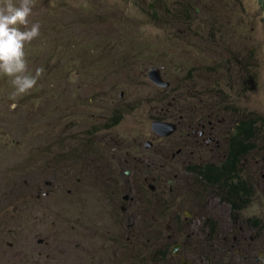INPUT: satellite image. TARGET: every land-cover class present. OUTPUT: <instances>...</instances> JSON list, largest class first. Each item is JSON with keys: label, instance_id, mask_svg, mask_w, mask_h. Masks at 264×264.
<instances>
[{"label": "rangeland", "instance_id": "obj_1", "mask_svg": "<svg viewBox=\"0 0 264 264\" xmlns=\"http://www.w3.org/2000/svg\"><path fill=\"white\" fill-rule=\"evenodd\" d=\"M64 1L82 18L65 49L61 41L72 34L52 22L60 9L50 10ZM28 20L29 27L41 22L40 35L25 51L48 52L26 54L30 73L44 70L29 94L10 99L14 89L0 74V264H264L260 1L34 0ZM52 42H59L57 53ZM84 44L107 56H91ZM152 66L167 86L148 78ZM119 108L125 113L111 128L81 132L108 123ZM242 119L256 122L238 171L253 196L234 213L189 167L221 164ZM152 120L176 129L159 136ZM135 137L152 142L146 153L154 163L123 175V193L104 161L128 155L133 162ZM112 172L122 179L123 171ZM145 176L152 192L139 186ZM168 235L167 257L152 258Z\"/></svg>", "mask_w": 264, "mask_h": 264}, {"label": "trees", "instance_id": "obj_2", "mask_svg": "<svg viewBox=\"0 0 264 264\" xmlns=\"http://www.w3.org/2000/svg\"><path fill=\"white\" fill-rule=\"evenodd\" d=\"M2 4L3 1L0 0V5ZM81 5L82 4H80V7ZM32 9H34V6ZM59 9L60 13L56 17H54L52 22L56 21L58 26L66 25L67 30H69L70 34H72L71 36H65L61 41V46L63 47V49H65L67 45L71 43L72 40L75 38L76 33L78 31V27L74 26L73 22L76 25L78 22H82V18L80 17V8L78 6L74 7L71 5H67L65 1L64 3L56 2V8H51L50 10L59 11ZM39 23L41 24L40 21ZM44 35L41 40H45ZM64 40H66L65 43ZM46 42H48L47 44H49L50 41ZM80 45L81 43L79 41H76L73 46H76L77 48ZM104 47L110 50L109 44L104 45ZM50 48L52 49L53 53H57L59 48V42H56V44L55 42H52ZM47 49L48 47H40V49L37 50L35 49V46H30V48L27 49L25 52L26 54H29L30 56H35L36 58V56L40 55V53L48 52ZM84 50L86 51V53H89L93 50L91 56H99L100 54L101 56H107V54L104 53V48L89 49L85 45ZM72 58L74 59L75 56H73ZM3 80L5 79L3 78ZM4 90H7L6 86ZM27 99L28 96L24 97V100ZM123 112L125 113V110L119 108L115 112L116 114L109 119L108 123H105L100 127H93V130L90 133H95L96 131H100L102 129L111 128L119 122V120L124 114ZM255 127L256 122L252 119H242L235 125L233 133L228 137V151L226 158L221 164L217 165L213 163H206L204 165L189 167V169H192L195 172L198 179L200 180V183L208 184L209 186L216 188L217 195L219 196L220 200L226 202L229 205L230 210L234 213L240 212L241 210L246 208L250 204L253 196L251 188L246 185L245 180L239 177L238 171L240 170L239 167L242 162V159L246 155H248L251 152V149L253 148ZM57 144L60 146V140L57 141ZM166 245L164 248L156 249L153 252L152 258H157L160 260L166 258L169 253L168 246ZM143 261L144 257L142 258V262Z\"/></svg>", "mask_w": 264, "mask_h": 264}, {"label": "clouds", "instance_id": "obj_3", "mask_svg": "<svg viewBox=\"0 0 264 264\" xmlns=\"http://www.w3.org/2000/svg\"><path fill=\"white\" fill-rule=\"evenodd\" d=\"M260 3L263 6L264 0ZM33 6L34 0H19L18 5L5 0L0 5V74L9 78L14 89L10 99L29 94L44 72L43 68L28 70L25 45L40 35L39 23L28 26Z\"/></svg>", "mask_w": 264, "mask_h": 264}, {"label": "flooded vegetation", "instance_id": "obj_4", "mask_svg": "<svg viewBox=\"0 0 264 264\" xmlns=\"http://www.w3.org/2000/svg\"><path fill=\"white\" fill-rule=\"evenodd\" d=\"M81 132H83V133H85V134H89V135H97V134H99V132H95V133H90V132H87V131H81ZM95 135V136H96ZM149 145H148V144ZM130 144L133 146V148H136L137 149V156H134L133 157V162H131L130 161V159L128 158V155H125L124 156V158H122V157H117V161H114L113 160V162H110L111 164H109V162H108V158H106L105 159V163H106V166H105V169H107V170H109V172H107V177H108V179H110L112 182L114 181L115 183H120L121 185H123L122 186V192L124 193L125 192V190L126 189H128L129 190V186L127 185V181H126V178L125 177H123V175L124 176H128V174H126V171H131V172H135L136 171V169H137V165L138 164H141V163H145V165H146V167H151L152 165H153V163H154V160H151L150 159V156H148V154L146 153V150L148 149V148H150L153 144H152V142L149 140V141H145V143H143L142 142V138H138V137H135V138H133L131 141H130ZM146 144L148 145V146H146ZM94 157L96 158V156L94 155ZM98 158H100V157H98ZM92 159H94L93 157H92ZM116 169H115V168ZM142 168V167H141ZM112 169H114V170H118V171H123V173H122V175H121V177H122V179L119 177V175H116L115 176V174L112 172ZM130 175V174H129ZM148 176V175H147ZM147 176H145V177H143L142 178V180H141V182H140V185L139 186H142V185H144V186H146L147 188L149 187V189H148V191H150V192H152L154 189H155V185H152V186H154L153 188H150V186H151V184H149V183H147L148 182V178H147ZM152 180H154L155 181V177L154 178H151ZM124 180V182H122ZM123 183V184H122ZM110 186V185H109ZM139 191H142V188H140V190ZM131 194V193H130ZM132 198L133 199H130L129 201H132V203L130 202L129 203V205H128V208H130L129 210H131L132 209V206H133V202H134V199H135V196H132ZM122 199H123V196H122ZM113 201V199H110V202H112ZM128 202V201H127ZM122 208H124L123 206H122V204H121V206H119V209H120V212H121V214H123V213H125V212H127V211H125L126 210V207L124 208V209H122ZM128 210V211H129ZM131 215V216H130ZM129 216H128V220H132V216H134L135 215V213H132V214H130ZM172 241H173V237L172 236H170V237H168L167 236V240L164 242V244H163V246L162 247H160V248H164L165 247V245H166V243H167V245L166 246H168V250H169V245H168V242L169 243H172ZM220 246H222L221 244H220ZM177 247H179V245L177 244V245H175L173 248H172V251L173 252H175V250H176V255L179 253V251L177 250ZM167 250V249H166ZM170 252V251H169ZM138 255L139 254H137V256H136V259L138 260V261H140V263L142 262V257H143V255H139V259H138ZM247 258H250V255L247 257ZM159 261H162L163 259H158ZM142 264V263H141Z\"/></svg>", "mask_w": 264, "mask_h": 264}, {"label": "water", "instance_id": "obj_5", "mask_svg": "<svg viewBox=\"0 0 264 264\" xmlns=\"http://www.w3.org/2000/svg\"><path fill=\"white\" fill-rule=\"evenodd\" d=\"M147 76L153 83H155L159 86H167L168 85V82L164 81L161 78L158 66H152V67L148 68ZM151 128L155 134H157L159 136H167V135L172 134L175 131L176 124H173V123L168 122V121H163V120H152ZM147 144H146V146L149 145V144L148 145ZM129 173H130V171H126V174H129ZM47 184H50V182H48ZM153 187L154 186H152V185L150 186V188H153ZM128 197L129 196L126 194L123 196V199L127 200ZM122 209H124V208H122ZM167 229H169L168 225H167ZM170 236L171 235H168V237H170ZM175 252H176V250H175ZM256 259H258V257H256ZM263 261H264V259H263ZM183 264H185V263H183Z\"/></svg>", "mask_w": 264, "mask_h": 264}]
</instances>
